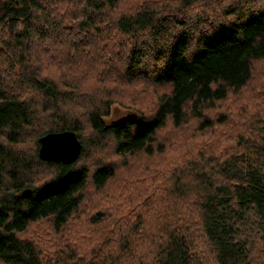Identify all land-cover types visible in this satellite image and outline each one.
I'll list each match as a JSON object with an SVG mask.
<instances>
[{"label":"trees","instance_id":"obj_1","mask_svg":"<svg viewBox=\"0 0 264 264\" xmlns=\"http://www.w3.org/2000/svg\"><path fill=\"white\" fill-rule=\"evenodd\" d=\"M120 5L0 0V264H264L263 93L217 168L199 166L207 150L200 140L191 180L184 169L163 171L167 150H182L183 131L200 138L214 120L234 119L227 100L245 95L254 65L264 64V0H142L128 12ZM110 24L115 33L103 42L111 45L94 50L107 68L66 60L46 44L65 34L86 46L84 34L99 36ZM117 102L136 119L107 120ZM61 131L81 143L77 159L40 160L39 138ZM26 136L29 149L20 151ZM105 141L116 160L85 164ZM129 161L140 165L138 177L120 176ZM147 183L170 191L176 210L150 205L160 201L145 195ZM135 185L146 198L130 209ZM101 190L105 203L113 194L125 201L88 211L85 193Z\"/></svg>","mask_w":264,"mask_h":264},{"label":"rangeland","instance_id":"obj_2","mask_svg":"<svg viewBox=\"0 0 264 264\" xmlns=\"http://www.w3.org/2000/svg\"><path fill=\"white\" fill-rule=\"evenodd\" d=\"M134 2L132 3L131 0H120V7H119V12L122 10V12H128L130 9H134L136 10L139 7V3L142 0H133ZM136 8V9H135ZM111 29L112 33H108L105 35V30L107 31V29ZM101 29H104V32L101 33L99 36L95 35L93 33H86L84 34L85 36V40L88 41L89 45L86 44V46H84L81 42L78 41V39L76 38L77 35H75L74 37H71V35H62L59 38L56 39V37L54 36H50V41L46 42L47 45L56 48L54 51L55 53L59 56L62 54V58L64 59H78V62L83 61V63L89 64L90 67H93V69H101V66H104L105 68H107V66L102 65V61L100 59V57H97L94 55V50L95 51H103L104 52V47L103 44L107 43L110 44L112 43V39H111V43L110 42H103V40H110V37L108 35H114L115 31H114V26L112 24L107 25V26H102ZM73 34V33H71ZM98 36V37H97ZM106 36V37H105ZM87 37V38H86ZM65 38L69 39L70 41L63 44V45H58V41H64ZM70 43V44H69ZM34 48V47H33ZM102 49V50H101ZM109 50V49H108ZM72 53L71 56L69 57H64V55L66 53ZM108 53V52H107ZM106 53V54H107ZM77 61V60H76ZM263 68H262V67ZM66 68V67H65ZM114 68V66H113ZM254 76L252 79V82H250V86L248 88H246L243 92H245V95L241 96H237V95H233L232 97H230V99H228V103H229V113H232V117H234V119L231 121L228 118V122L227 121H217L214 120V125H212L211 128L212 131H208L205 130L202 134H204V136L200 137V138H190L191 136H186L187 133L185 131H183V135L181 136V138H177V141H179V143L181 142V146H182V150H177L175 149V145H173L170 148V151L167 150V153L165 155V157H167V164L168 166L163 170V171H167V173H172L173 171H180L182 169H184L185 171H190L184 174H181L184 178V180L186 181V183L191 180V178H188L191 175V171H195L194 167L197 164L196 162H192L191 159V154L194 152L193 150V145L197 144L200 140L203 142V144L206 145L207 150H206V155L204 154L203 157L197 158V160L199 161V166H203V171H211L213 168H217L221 162H223L224 158L227 157L226 155L232 153L233 149H234V143H235V135L238 134L237 132L239 131V126H241L243 123H248V121H245L247 119V117L253 113V110L258 111V109L260 107H258V103L256 100H254L255 97L257 96H261L262 93L264 94V64H255L254 65ZM68 71V70H67ZM66 71V74H64V76H66L68 74V72ZM60 74H63L62 72H60ZM80 76V74H79ZM103 76L102 75H98V79H102ZM117 86H119V84L116 82ZM122 85V84H121ZM259 91V92H258ZM145 99H147V102L152 103L153 102V96L149 91H145L144 95ZM140 97V96H139ZM149 99V101H148ZM226 101V102H227ZM140 104H145L144 102H141ZM228 110V106L225 105L224 107H219L216 108L214 111L210 110L209 113H213L214 114H219L221 113V111H227ZM246 114V117L243 118V120H241L239 117L243 116V114ZM126 114V110L124 108L123 105L119 104L118 102L115 103L113 106H111V113L110 115L107 117V120H115V119H119L122 116H125ZM237 117L240 119L237 120ZM217 118V117H215ZM218 123H217V122ZM235 124V126H234ZM233 125V127L230 129V126ZM245 127V125H243ZM243 126L241 128H243ZM233 130V131H232ZM26 132H28V130H26ZM233 132H235L234 134H232ZM30 136V135H28ZM28 136L24 137L22 142H20L18 144V146L16 148L21 149L20 151H25L26 149H29V145L30 142L28 141L29 138H27ZM206 136V137H205ZM215 136V137H214ZM88 138V136H87ZM94 149H99V151H97L96 153H94ZM113 147L112 144L109 141H105L104 142V146H102V148H93V154H91L90 159L93 157V159L89 162L83 161L85 164L88 163H93L98 162L101 164L104 163H108V160H112L111 162H113V160H116L114 156H112V154L110 152H112ZM231 152V153H230ZM196 153V152H195ZM212 154V157H209L208 154ZM207 156V157H206ZM89 159V160H90ZM119 161H122V159H117ZM196 163V164H195ZM140 165H136V161H133L132 163L129 161L128 165L124 168H121V177H126L128 179H130L131 177H138V173L140 170ZM40 173V172H39ZM163 177V176H162ZM167 182V179L165 178V180L162 181V184L165 185V183ZM160 184V187L154 188V186L150 185V184H145V187H140L139 185H135L134 186V192L129 191L130 195L134 196V202H132V204L129 205L130 209L135 206L136 204L141 203L147 195V197H152L155 200H159L160 201V205L154 204V203H150V205H156L158 207H165L167 208L169 211H174L176 209H171V201H170V191L167 190H163V185ZM154 185V184H153ZM152 187L154 189H152ZM167 187V186H166ZM142 189H145V195H141V193H144ZM165 189V188H164ZM104 191V190H103ZM103 191H95V192H87L85 193V197L86 200H84L82 202V204H84V202H88L89 208L88 211H91L95 208L96 205L101 204V207H106L107 205H111L113 206V204H118L121 201H125L123 198H121V196H117L116 194H113V196L109 199V203H105L106 201H104L101 196L103 194ZM102 192V193H101ZM108 196V195H107ZM126 197V196H125ZM96 204V205H95ZM83 206V205H82ZM126 210H129L126 206H125ZM85 210V209H84ZM120 210V209H119ZM165 210V209H164ZM127 211H123L120 214H124ZM166 212V210H165ZM79 218V217H78ZM80 219V218H79ZM46 226V225H45ZM48 227V226H47ZM32 232H28L25 235H31ZM36 235H38V233H36ZM46 236V235H45ZM43 236V237H45ZM52 235H48V240L52 239ZM41 239V238H40ZM38 240V239H36ZM43 239H41L39 241L40 245H43ZM41 253L47 254V255H51V248H46V250L41 251Z\"/></svg>","mask_w":264,"mask_h":264},{"label":"water","instance_id":"obj_3","mask_svg":"<svg viewBox=\"0 0 264 264\" xmlns=\"http://www.w3.org/2000/svg\"><path fill=\"white\" fill-rule=\"evenodd\" d=\"M135 119V114L128 113L116 120V123ZM38 142V157L40 160L47 162H60L64 165L71 164L77 159L81 150V143L75 133L71 131L48 133L39 138ZM30 193V190H24L21 195L28 197Z\"/></svg>","mask_w":264,"mask_h":264}]
</instances>
